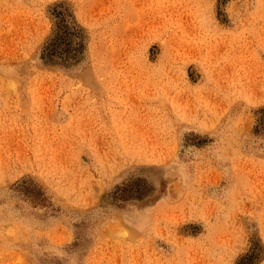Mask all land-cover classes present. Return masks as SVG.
I'll use <instances>...</instances> for the list:
<instances>
[{"label":"rangeland","instance_id":"374dc122","mask_svg":"<svg viewBox=\"0 0 264 264\" xmlns=\"http://www.w3.org/2000/svg\"><path fill=\"white\" fill-rule=\"evenodd\" d=\"M0 264H264V0H0Z\"/></svg>","mask_w":264,"mask_h":264},{"label":"bare ground","instance_id":"6f19581e","mask_svg":"<svg viewBox=\"0 0 264 264\" xmlns=\"http://www.w3.org/2000/svg\"><path fill=\"white\" fill-rule=\"evenodd\" d=\"M138 5V4H137ZM149 13V12H148ZM252 92V91H251ZM26 161V160H25Z\"/></svg>","mask_w":264,"mask_h":264}]
</instances>
